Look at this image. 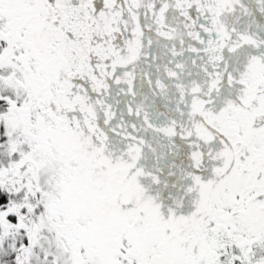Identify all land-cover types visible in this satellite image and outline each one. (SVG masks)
Instances as JSON below:
<instances>
[{"label":"snow or ice","instance_id":"snow-or-ice-1","mask_svg":"<svg viewBox=\"0 0 264 264\" xmlns=\"http://www.w3.org/2000/svg\"><path fill=\"white\" fill-rule=\"evenodd\" d=\"M0 264H264V0H0Z\"/></svg>","mask_w":264,"mask_h":264}]
</instances>
